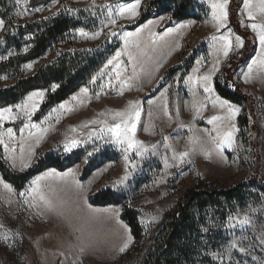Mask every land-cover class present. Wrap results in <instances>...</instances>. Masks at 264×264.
Instances as JSON below:
<instances>
[{"label": "rangeland", "instance_id": "rangeland-1", "mask_svg": "<svg viewBox=\"0 0 264 264\" xmlns=\"http://www.w3.org/2000/svg\"><path fill=\"white\" fill-rule=\"evenodd\" d=\"M10 1L6 9L9 19L16 23L64 11L75 14L82 24L42 56L24 62L17 69L0 71V87L13 85L19 77L31 75L40 65L64 51L113 41L115 37L119 43L88 83L44 112L40 111L48 93L44 87L0 105V109L11 107L15 117L0 120V139L3 140L0 159L12 171H25L47 155L57 159L66 155L79 157L66 169L46 168L21 187H15L0 171V264H138L141 251L127 253L133 237L121 217L125 206L135 209L139 222L149 230L161 225L185 190L199 182L229 187L256 170L264 176V68L254 65L248 82L244 76L248 64L253 59L259 60L264 51L257 33L249 25L264 23V19L257 14L256 20H250L243 10V0H234L233 6V0H229L224 27L212 17L211 4L216 0H197L201 7L195 12L201 14V18L173 19L169 24V13L153 15L145 21L163 18L154 37L145 25L141 26L145 21L128 27L138 18L146 0H140L138 15L134 17L128 12L119 14L118 6L135 3V0ZM256 2L253 0L254 4ZM105 5L111 6V16ZM37 8L42 10L35 11ZM230 8H238V23L248 30L252 49L245 60L226 70L233 82L228 84L240 86L255 99L253 112L258 133L242 132L237 122L242 104L221 96L214 86L216 76L228 66L229 58L235 56V61L243 48H235V36L241 37L243 42L244 37L230 22ZM113 19L115 24L111 23ZM0 20L4 22L0 28L2 61L16 50L5 45L6 19L0 16ZM181 22L189 23L187 39L176 44L167 59H158V37L169 35L170 39ZM80 29L87 35L80 34ZM169 29L173 30L171 35ZM229 29L234 34L231 37L233 50L224 57L217 51L218 39L213 37L219 38ZM125 33L133 35L125 37ZM117 52L121 55L113 60ZM109 60H113L112 64H108ZM217 61L219 71L211 80L213 92L205 93L196 77L208 74ZM176 65H180L177 71L168 72ZM93 77H96L94 82ZM85 88L87 93L82 92ZM38 91L44 92L43 99L28 100L31 93ZM216 97L239 107L240 112L231 118L227 108L213 105ZM129 102L138 103L131 107ZM25 103L29 112L38 105L30 117L25 115ZM17 104L21 109L15 107ZM135 110L140 112L135 139L143 142L147 152L136 155L133 149L126 162L124 148L127 145L116 144L111 133L101 132V129L121 122L122 117L117 116V112ZM213 117L220 119L210 123ZM33 124L35 128L31 127ZM9 128L13 130L11 136ZM229 131L233 132L232 147L225 145L222 151L217 150V143ZM248 135L255 138L253 145L248 144ZM73 139L81 143L71 152H65L64 144ZM183 152L189 155L181 163L178 156ZM25 163L29 164L27 168L23 167ZM86 165L93 169L82 176ZM52 169L56 174L46 175ZM70 170L71 174L65 175ZM125 176L123 183L116 184ZM37 177H41L38 186L32 184ZM4 184L10 185L11 191ZM33 188L36 190L32 191ZM101 190H108L112 199L106 204L91 203L89 196ZM230 217L232 219L227 220L229 238L219 252L220 257L237 260L239 264H264V195L256 202L238 206ZM245 217L249 222L241 226L239 221ZM229 224L235 226L229 227ZM233 242L236 248L230 247ZM125 244L127 248L121 251ZM240 248L245 251L240 252Z\"/></svg>", "mask_w": 264, "mask_h": 264}, {"label": "trees", "instance_id": "trees-1", "mask_svg": "<svg viewBox=\"0 0 264 264\" xmlns=\"http://www.w3.org/2000/svg\"><path fill=\"white\" fill-rule=\"evenodd\" d=\"M10 3V0H0V16L6 19L4 43L13 46L16 51L0 61V71L17 69L24 62L42 56L51 47L59 44L69 31L82 24L75 14L64 11L16 23L12 18L9 19L10 13L6 9ZM231 5H234V0ZM199 7L201 5L197 0H146L140 7L138 18L128 27H135L147 18L161 13L170 14L169 24L173 19L201 18V14L195 12ZM237 9L230 8L229 17L233 28L244 37L243 48L235 61V56L229 58L228 66L223 67L216 76L214 86L221 96L242 104L237 118L242 132L252 130L258 133L253 112L255 99L240 86L233 84L231 87L228 82H233L229 72L226 73L230 66L234 68L237 63L245 60L252 49L248 30L238 23ZM118 43L119 39L115 37L113 41L62 52L57 58L40 65L31 75L19 77L13 85L0 87V105L12 103L28 91L44 87L48 89L40 109L44 112L88 83ZM179 68L180 65H176L168 69V72H175ZM53 85L58 87L51 90ZM246 140L253 145L255 138H249L248 135ZM78 159L76 155H66L61 159L47 155L27 170L18 173L9 169L0 159V171L15 187H21L32 176L48 167L66 169ZM92 169V166L86 165L82 176ZM259 172L253 171L245 179L229 187L199 182L187 188L175 207L166 214L164 222L149 230H145L139 222L138 212L125 206L121 217L128 224L133 237V244L127 253L130 254L132 250L141 251L138 264H239L237 260L214 258L212 254H219L226 245L229 238L227 220L234 210L248 202H256L264 195V176ZM111 199L108 190L89 196V201L93 204H106Z\"/></svg>", "mask_w": 264, "mask_h": 264}, {"label": "snow or ice", "instance_id": "snow-or-ice-1", "mask_svg": "<svg viewBox=\"0 0 264 264\" xmlns=\"http://www.w3.org/2000/svg\"><path fill=\"white\" fill-rule=\"evenodd\" d=\"M228 3L229 0H216V2H213L211 4V8H212V17L215 21H217L220 25V27H224L226 25V22L228 20ZM140 6V0H135V3H130V4H126V5H121L118 6L119 7V14L123 15L125 12H128L130 14V16L134 17L136 15H138L137 9ZM104 7H107L109 9V16H111V6L110 5H105ZM42 9L37 8L35 9V11H41ZM243 10L247 12V16L250 20H256V15L259 14L262 19H264V0H257V2L254 4L253 0H243ZM72 11V10H69ZM115 20H111V23L115 24ZM3 21L0 20V28L3 27ZM184 25H181V27H183ZM253 31H255L258 35L259 38V42L261 45V48L264 49V23H252L249 25ZM80 34L82 35H87V33H85L83 31V29H80ZM139 31V30H138ZM173 30L169 29L168 33H171ZM167 34V33H166ZM96 35H99V33H96ZM112 35H116V33H112ZM133 35L132 33H125V37L131 36ZM232 34L231 30L229 29L228 33L225 35L220 36L219 38L217 37H213L214 40L218 39L219 42V47L217 49V51H220L223 53L224 57H227L229 55V52L233 50V44H232ZM94 38V37H93ZM127 44V40L125 41ZM243 40L241 37L239 36H235V48L239 49L241 47H243ZM25 51H27V49H25ZM121 54L119 52L116 53V56L113 57V60L117 59ZM260 59L256 60L253 59L251 63L248 64V72L244 73L245 76V82H248V80L251 78V73L253 71V66L254 65H259L260 67L264 68V51L261 52L260 54ZM0 59H3V57H0ZM113 60H109L108 64H112ZM218 61L217 64L213 66L212 70L208 73L205 74L204 76L201 77H196V80L200 81L202 86H203V90L205 93H209L211 94L213 92V88L211 85V80H212V76L215 74V72L219 71L218 68ZM28 68H31V65H27ZM105 67H107V65H105ZM96 77H93V82L95 81ZM117 79H119V74L117 73ZM58 87L57 85H54L53 88ZM87 88L82 89V92L87 93ZM35 97H39L41 99H43L44 97V92L43 91H38V92H33L30 94V96L28 97V100H32ZM131 107H134L135 104H137L138 102H129ZM213 105L219 104V106L221 108H227L229 116L231 118H234L239 112H240V108L236 107L232 104L229 103V101L227 100H221L219 97H216L213 101H212ZM17 109H21V105L17 104L15 106ZM24 111H25V115L27 116H31L36 108L38 107V105H35L32 108V111L29 112L27 111L28 105L27 103L24 104ZM61 107H64V105H61ZM12 112L13 109L11 107L5 108V109H0V120H5V119H15L14 116H12ZM7 114V115H5ZM117 116L122 117V120L120 123H116L113 124L111 127L106 128V129H101V132H109L111 133L114 142L116 144H119L120 146H124L127 145V147L124 148L125 151V161L127 162L129 157H128V153L129 151L135 149V154L136 155H142L144 152H147V149L143 147V142L136 140L135 139V131H136V120L139 119L140 116V112L138 110L135 111H129L127 113H123V112H117L116 113ZM220 119V117H213L212 120H210L209 122H213L215 120ZM25 127H28V125L26 124ZM31 127L35 128L36 125H31ZM235 126L233 125V128ZM21 131H23V129H21ZM13 130L11 128L8 129V134L9 136L12 135ZM93 135H95V133H93ZM167 139V138H165ZM3 143V140L0 139V144ZM81 143L80 141H77L75 139L71 140L70 142H67L64 144V151L65 152H71L73 149H75L78 144ZM232 143H233V132L229 131L225 134V136L223 137L222 141L220 143H217L216 147L217 150L222 151L223 150V146H227V147H232ZM154 147V146H153ZM5 148L7 149V146L5 145ZM89 156L92 155V153L88 154ZM175 155V154H174ZM189 155L188 152H183L180 153L178 156L179 161L182 163L184 162L185 157H187ZM165 164L167 166V161H165ZM14 166V165H13ZM29 166V164L25 163L23 165L24 168H27ZM134 166V165H133ZM56 174V170L52 169L50 170L46 175H53ZM71 174V170L69 171V173H66L65 175H70ZM41 179V177H37L34 181H32L33 185H37L38 186V181ZM127 179V176L121 178V180L117 181L116 184H121L124 182V180ZM4 187L7 188L9 191H11V186L8 184H4ZM36 189L33 188L32 191H35ZM42 198V197H41ZM229 219L231 220L232 217H229ZM248 218L245 217L243 220H240L239 223L241 226L248 224ZM229 227H234L235 225L229 224ZM205 231H207V229H205ZM127 244L124 245L123 248H121V251H124L125 248H127ZM231 248H236V242H233L230 245ZM240 252H244L245 249L240 248L239 249ZM214 258H221L220 255L218 253H213L212 254Z\"/></svg>", "mask_w": 264, "mask_h": 264}, {"label": "crops", "instance_id": "crops-1", "mask_svg": "<svg viewBox=\"0 0 264 264\" xmlns=\"http://www.w3.org/2000/svg\"><path fill=\"white\" fill-rule=\"evenodd\" d=\"M163 24V18H150L147 21H145L141 26H146L147 30L150 33L151 37H154L157 33V28L160 27ZM178 31L173 33H170V39H168L169 35H166L164 37L159 36L158 41L156 42L157 45V51L158 55L156 56L158 59H167L170 54H172L175 51L176 44L184 41L187 39L188 34V25L189 23H179ZM181 25H184L181 27ZM167 33V32H166ZM161 40V41H160Z\"/></svg>", "mask_w": 264, "mask_h": 264}]
</instances>
